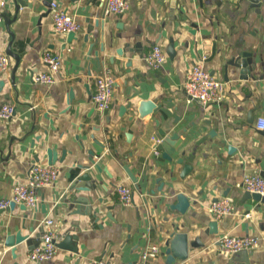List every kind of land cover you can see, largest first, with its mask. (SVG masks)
Returning <instances> with one entry per match:
<instances>
[{
  "label": "crops",
  "instance_id": "1",
  "mask_svg": "<svg viewBox=\"0 0 264 264\" xmlns=\"http://www.w3.org/2000/svg\"><path fill=\"white\" fill-rule=\"evenodd\" d=\"M20 1L0 7V53L9 57L0 105L14 107L0 119V199L31 164H48L47 148L59 173L38 189L36 207L0 212V264H140L149 243L160 248L150 264H264V202L245 199L236 186L244 173L264 176V130L256 127L264 117V0H126L120 14L105 13V0H51L80 24L70 42L54 30L47 1ZM154 44L166 54L158 69L144 60ZM45 51L60 59L52 84L33 78L49 71ZM242 51L253 54V78L224 69ZM198 62L224 83L222 101H186L185 75ZM104 73L114 78L112 101L98 111L92 95ZM145 101L160 108L142 115ZM155 145L163 146L157 156ZM163 151L170 160L157 158ZM83 173L93 188L72 187ZM119 185L132 189L129 204L119 201ZM177 193L189 199L184 213L170 208ZM223 196L233 197L235 212L215 218L207 206ZM45 218L61 236H76L71 249L34 262L25 241L5 246L7 235L43 230ZM175 233L187 234L188 255L168 263L165 242ZM222 234L254 236L257 246L226 256Z\"/></svg>",
  "mask_w": 264,
  "mask_h": 264
},
{
  "label": "built area",
  "instance_id": "2",
  "mask_svg": "<svg viewBox=\"0 0 264 264\" xmlns=\"http://www.w3.org/2000/svg\"><path fill=\"white\" fill-rule=\"evenodd\" d=\"M222 2L231 0H220ZM6 0H0V7L5 5ZM126 0H105V13H123L127 9ZM49 12L53 28L58 33L76 32L80 24L77 20L59 6L57 2L51 1ZM166 58L165 52L158 44H154L144 56L147 65L153 69L162 66ZM43 60L48 65V72H38L34 80L40 83L52 84L55 81L53 73L58 70L60 59L50 51H45ZM9 65V57L0 53V71ZM114 78L109 73L99 75L95 79V90L92 101L98 111L109 108L112 101ZM224 83L212 75L202 62L194 63L187 70L183 84L187 102H196L202 106L209 103H218L223 100ZM14 112L13 105L9 103L0 105V119H9ZM256 127L264 130V117H259ZM154 156L159 154L156 145L152 151ZM59 169L52 164L33 163L27 171L24 181L16 182L9 198L0 199V209L8 207L10 202L23 204L25 207L34 208L39 200L38 189L52 185L58 176ZM236 186L245 192L257 193L264 196V176L259 172L244 173ZM118 199L123 204H129L132 200V189L129 186L119 185L116 189ZM208 212L215 218H220L235 212L234 199L231 196H223L207 206ZM250 214L246 213L245 217ZM43 234L38 245L29 250L27 257L34 262H44L51 259L57 249L56 242L61 235L52 227L53 219L45 218L42 222ZM217 243L224 255H232L242 250H251L257 246V238L254 236H233L222 234L218 237ZM157 244L149 243L140 252V264H150L159 253ZM90 264H105L102 260H92Z\"/></svg>",
  "mask_w": 264,
  "mask_h": 264
},
{
  "label": "water",
  "instance_id": "3",
  "mask_svg": "<svg viewBox=\"0 0 264 264\" xmlns=\"http://www.w3.org/2000/svg\"><path fill=\"white\" fill-rule=\"evenodd\" d=\"M47 1L49 4L51 2V0H44ZM251 3L253 4V6H257L258 4V0H250ZM19 5H23V2L18 0ZM76 39V33L75 32H68L67 33V41L70 42L71 40ZM172 48V46H170V49ZM168 54L170 56H172L173 52H171V50H168ZM215 52V47L213 46L212 48V54H214ZM227 65L233 66L236 69H238V78L239 79H248L250 76L253 78L252 76V72L254 70L255 67V60L253 59V54L249 51H242L240 52L239 55L234 56L231 60H228V62L224 65V69L227 68ZM224 79L227 80V76H224ZM151 108L152 112L157 111L160 108V105L156 106L154 101H145L141 104V114L145 115V111L147 109ZM14 113V112H13ZM161 134H164L163 130H160ZM172 138H175L176 134L174 132H172L171 134ZM160 150H163V146L159 145L157 146ZM90 155L92 156L93 153L89 152ZM46 155H47V163L48 164H54V162L56 161V153L54 150H52L51 148H47L46 149ZM159 160H164V159H168L170 160V156L168 155V153L166 151H163L161 153L160 157H157ZM91 162L94 163L93 158L91 159ZM125 170L127 172V174L129 175V177L131 178V180L133 182H136L135 177H133V175L131 174V172L127 169V167H125ZM90 181L91 184L90 186L85 184V182ZM94 183L92 182L90 176L87 173H83L80 176H78L76 178V180L74 181L73 184V188H78L79 190H87L94 187ZM176 201L174 203H172L170 205L171 209L177 210L180 213H184L188 206H189V199L183 194V193H177L176 196ZM244 198L245 199H254V200H258L261 202H264V196H261L257 193H249V192H245L244 193ZM16 205L15 202H10L8 207H6L5 209H11ZM20 208L22 210L25 209V206L23 204H20ZM4 209H0V212H2ZM216 225V221H212L210 223V226ZM31 231V230H30ZM43 234V230H38L37 232H35V234L33 236H29L26 234H21L20 232L14 234V235H7L5 237L4 240V244L5 246H9L11 249H14V246L21 242V241H25V243L28 245L29 249H32L33 247H35L36 245H38L39 241H40V237ZM76 236H72L71 234L65 233L61 239L56 242L57 247L60 248H66V249H71L73 246L70 244L71 240H76ZM198 241L197 239H195L193 242L190 243V245L192 247H196ZM188 238H187V234L185 233H175L173 235H171V238L168 239L165 242V254H166V260L168 263H172L173 261H175L176 259L179 260H183L187 257L188 255ZM246 253L247 250H242L239 252L234 253L233 255H238L240 253Z\"/></svg>",
  "mask_w": 264,
  "mask_h": 264
}]
</instances>
